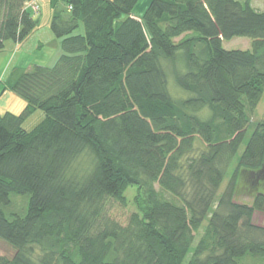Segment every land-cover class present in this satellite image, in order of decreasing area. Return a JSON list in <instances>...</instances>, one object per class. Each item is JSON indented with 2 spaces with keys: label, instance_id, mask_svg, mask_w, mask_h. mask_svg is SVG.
Here are the masks:
<instances>
[{
  "label": "trees",
  "instance_id": "16d2710c",
  "mask_svg": "<svg viewBox=\"0 0 264 264\" xmlns=\"http://www.w3.org/2000/svg\"><path fill=\"white\" fill-rule=\"evenodd\" d=\"M40 1L0 0V52L38 28ZM142 1L50 0L57 61L0 82L26 103L0 113V239L16 250L0 264L264 262V190L235 202L264 168V11L148 0L138 19Z\"/></svg>",
  "mask_w": 264,
  "mask_h": 264
},
{
  "label": "rangeland",
  "instance_id": "374dc122",
  "mask_svg": "<svg viewBox=\"0 0 264 264\" xmlns=\"http://www.w3.org/2000/svg\"><path fill=\"white\" fill-rule=\"evenodd\" d=\"M42 9L41 17L39 20L38 28L31 34V36L22 44L16 45L12 41L6 43L5 49L0 52V82H7L10 78L13 70L18 67V65L27 66V62L21 64V56L24 52L25 58L28 61H31V58L37 60L36 65L40 62V59L44 58V62L47 66L52 67L57 61L60 55V41H56V37L51 31V19L52 13L50 9V3L48 0H41ZM148 5V0H143L140 6L136 9L134 16L138 19L142 18L146 7ZM252 6L260 11H264V0H253ZM83 27L77 32L82 33ZM57 43L59 44L57 46ZM42 46V53L40 50L36 49L39 46ZM251 41L248 39H235L230 42L224 43V48L226 50H248L250 49ZM39 51V52H38ZM34 53V54H32ZM45 53V54H43ZM44 55V56H43ZM29 56V57H28ZM48 56V58H45ZM31 67V66H30ZM28 67V69L30 68ZM174 85H172L173 87ZM174 97L177 99L185 97V95L178 91L177 89H172ZM26 107L25 101L18 97L16 94L6 91L5 93H0V113L11 112L13 114L19 115L23 112ZM45 118V114L42 111H37L34 115L26 120L23 128L26 131H31L36 125H38ZM264 121V95L258 107L256 108L254 114L252 115V122L257 123ZM236 162L233 164L232 168L229 171L227 179L225 180L221 192L227 187L230 182L231 176L234 172ZM255 179V180H254ZM252 179L250 173H246L244 178H242L238 184L237 193L235 197V202L242 205L251 206L253 204V196L257 192V189L264 190V178L257 180L255 177ZM136 192V188L129 189L127 193L128 197V212L135 211L133 205V198ZM116 212L115 209L112 210V213ZM121 215V213H120ZM253 223L264 228V212H256L253 217ZM202 232V231H201ZM16 253V250L9 243L0 239V254L9 258H12ZM186 263V262H185ZM244 264H264L262 261L255 259L247 260Z\"/></svg>",
  "mask_w": 264,
  "mask_h": 264
},
{
  "label": "crops",
  "instance_id": "0c3cea01",
  "mask_svg": "<svg viewBox=\"0 0 264 264\" xmlns=\"http://www.w3.org/2000/svg\"><path fill=\"white\" fill-rule=\"evenodd\" d=\"M48 2H50V0H48ZM40 5H41V3H40ZM41 8H42V6H41ZM41 17V16H40ZM40 20V19H39ZM57 42H58V40H56ZM59 44L57 43V46H58ZM42 46L43 45H41V46H39V48H36V49H38V50H40V52L42 53ZM39 52V51H38ZM32 54H34V53H32ZM43 54H45V53H43ZM44 56V55H43ZM29 57V56H28ZM25 58H27V56H25L24 55V52H23V54H22V56H21V64H23V63H26L27 62V66H23V65H18V67L17 68H19V69H28V67H30V66H33V64L34 63H37L38 61L37 60H34L33 58H31V61H28V60H26ZM45 58H48V56H45ZM38 65H42V66H47L46 65V63L44 62V58L43 59H40V62L38 63ZM1 85V84H0ZM3 92V88H2V86H0V93H2ZM5 93V92H4Z\"/></svg>",
  "mask_w": 264,
  "mask_h": 264
},
{
  "label": "water",
  "instance_id": "95a60500",
  "mask_svg": "<svg viewBox=\"0 0 264 264\" xmlns=\"http://www.w3.org/2000/svg\"><path fill=\"white\" fill-rule=\"evenodd\" d=\"M252 175V179H254L255 177L257 178V180L258 179H260V178H263V175H264V168H263V170H261L260 172H258V173H254V174H251ZM255 180V179H254Z\"/></svg>",
  "mask_w": 264,
  "mask_h": 264
},
{
  "label": "built area",
  "instance_id": "2783aa9c",
  "mask_svg": "<svg viewBox=\"0 0 264 264\" xmlns=\"http://www.w3.org/2000/svg\"><path fill=\"white\" fill-rule=\"evenodd\" d=\"M30 6L32 7V9H33L34 11H38V6L36 5L35 2H34V3H31Z\"/></svg>",
  "mask_w": 264,
  "mask_h": 264
},
{
  "label": "flooded vegetation",
  "instance_id": "af4514ba",
  "mask_svg": "<svg viewBox=\"0 0 264 264\" xmlns=\"http://www.w3.org/2000/svg\"><path fill=\"white\" fill-rule=\"evenodd\" d=\"M263 178H264V175H263Z\"/></svg>",
  "mask_w": 264,
  "mask_h": 264
}]
</instances>
